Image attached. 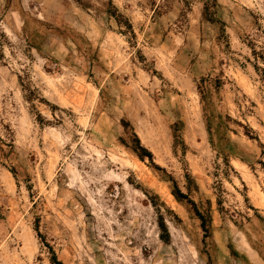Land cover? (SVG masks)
I'll return each mask as SVG.
<instances>
[{
    "label": "rangeland",
    "instance_id": "1",
    "mask_svg": "<svg viewBox=\"0 0 264 264\" xmlns=\"http://www.w3.org/2000/svg\"><path fill=\"white\" fill-rule=\"evenodd\" d=\"M212 11L0 0V264H264V0Z\"/></svg>",
    "mask_w": 264,
    "mask_h": 264
},
{
    "label": "trees",
    "instance_id": "2",
    "mask_svg": "<svg viewBox=\"0 0 264 264\" xmlns=\"http://www.w3.org/2000/svg\"><path fill=\"white\" fill-rule=\"evenodd\" d=\"M203 1V16L205 17V19L207 20H212L213 18V11H212V7L215 5V0H202ZM117 11H108V13L110 15H113L115 16V19L117 20V22L119 24H122V26L124 27V31H127L131 34L132 33V29H131V25L130 23L127 21V20H122L121 19V15H119L118 13H115ZM22 87H23V90L27 93H25V98L27 100H31L35 97L33 91L27 87L26 85H24L23 83H21ZM32 109L35 110V118L36 120L39 122V123H43V117L41 116V114L36 110V107L34 105H32ZM126 125V124H125ZM133 150L137 153V155L139 156V158L141 159H144V157L148 154V156H151V154L149 153V151H147V149H145V147H143L139 141L137 143L136 146H133ZM151 160V159H150ZM151 165L157 169V170H161V168H159L155 163L153 162H150ZM261 165L262 167L264 168V162H261ZM11 172L14 174V171L11 170ZM28 186V185H27ZM173 195L176 199L178 200H182V199H185L187 198L185 194H183L179 189L178 187L174 184V190H173ZM200 216V219H201V226L203 228V230H205V226H204V223H205V219L204 217L199 214ZM163 227V226H162ZM165 231V229H163ZM161 239H165L164 236L161 235ZM47 248L50 250V253L52 254V256L50 257V263L51 264H64L61 260H59L54 251L52 250L51 247H49L47 244H46Z\"/></svg>",
    "mask_w": 264,
    "mask_h": 264
}]
</instances>
